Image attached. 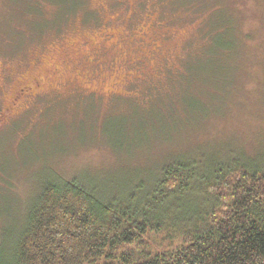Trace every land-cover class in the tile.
<instances>
[{"label": "rangeland", "instance_id": "374dc122", "mask_svg": "<svg viewBox=\"0 0 264 264\" xmlns=\"http://www.w3.org/2000/svg\"><path fill=\"white\" fill-rule=\"evenodd\" d=\"M239 158L264 163V0H0V264L57 176L118 192Z\"/></svg>", "mask_w": 264, "mask_h": 264}, {"label": "trees", "instance_id": "16d2710c", "mask_svg": "<svg viewBox=\"0 0 264 264\" xmlns=\"http://www.w3.org/2000/svg\"><path fill=\"white\" fill-rule=\"evenodd\" d=\"M152 187L47 181L11 264H264V163L232 159L202 172L176 160ZM193 188L203 195L187 209ZM171 226L179 246L154 252L153 236Z\"/></svg>", "mask_w": 264, "mask_h": 264}]
</instances>
